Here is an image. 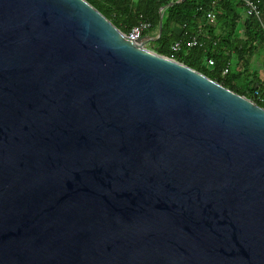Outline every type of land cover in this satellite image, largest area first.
<instances>
[{
    "label": "water",
    "instance_id": "obj_1",
    "mask_svg": "<svg viewBox=\"0 0 264 264\" xmlns=\"http://www.w3.org/2000/svg\"><path fill=\"white\" fill-rule=\"evenodd\" d=\"M160 28L0 0V264H264V108Z\"/></svg>",
    "mask_w": 264,
    "mask_h": 264
},
{
    "label": "trees",
    "instance_id": "obj_2",
    "mask_svg": "<svg viewBox=\"0 0 264 264\" xmlns=\"http://www.w3.org/2000/svg\"><path fill=\"white\" fill-rule=\"evenodd\" d=\"M86 1L125 34L139 22H146L149 27L143 35L155 36L161 23L159 36L146 43L150 50L240 95L253 97L264 108V85L256 69L264 50V0L258 4L260 18L246 12L243 0H183L173 4L175 0ZM208 12L213 14L212 22ZM192 38L197 42L188 46Z\"/></svg>",
    "mask_w": 264,
    "mask_h": 264
},
{
    "label": "built area",
    "instance_id": "obj_3",
    "mask_svg": "<svg viewBox=\"0 0 264 264\" xmlns=\"http://www.w3.org/2000/svg\"><path fill=\"white\" fill-rule=\"evenodd\" d=\"M213 2H217L220 0H212ZM261 0H243V4L245 7V10L249 14H255L258 18H260V15L258 13V4ZM207 18L209 19L210 22L213 21V14L211 12L207 13ZM149 27V24L146 22H139L137 25L133 26L129 32L126 34L127 37L131 40H136L139 37L143 36L144 30H146ZM196 39L192 38L187 42L188 46H192L196 44ZM178 45L176 43L173 48H175ZM211 63V61H209ZM224 73L226 72V69L223 71ZM257 94V91L254 92V96Z\"/></svg>",
    "mask_w": 264,
    "mask_h": 264
},
{
    "label": "crops",
    "instance_id": "obj_4",
    "mask_svg": "<svg viewBox=\"0 0 264 264\" xmlns=\"http://www.w3.org/2000/svg\"><path fill=\"white\" fill-rule=\"evenodd\" d=\"M263 20H264V18H263ZM146 43H147V41H144V44H146ZM256 69L258 70L259 77L262 80L263 85H264V50L262 51L259 58L257 59Z\"/></svg>",
    "mask_w": 264,
    "mask_h": 264
},
{
    "label": "rangeland",
    "instance_id": "obj_5",
    "mask_svg": "<svg viewBox=\"0 0 264 264\" xmlns=\"http://www.w3.org/2000/svg\"><path fill=\"white\" fill-rule=\"evenodd\" d=\"M145 46H146V44H145ZM147 47V46H146ZM148 48V47H147ZM149 49V48H148ZM150 50V49H149Z\"/></svg>",
    "mask_w": 264,
    "mask_h": 264
}]
</instances>
